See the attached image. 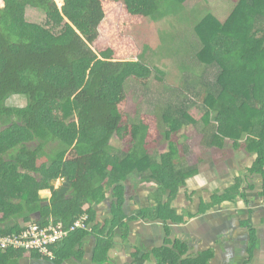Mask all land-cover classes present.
I'll return each instance as SVG.
<instances>
[{
    "label": "trees",
    "instance_id": "1",
    "mask_svg": "<svg viewBox=\"0 0 264 264\" xmlns=\"http://www.w3.org/2000/svg\"><path fill=\"white\" fill-rule=\"evenodd\" d=\"M3 1L0 236L11 237L30 224L69 227L82 216L88 221L86 230L51 248L53 259L11 250L0 252V264H21L27 255L53 264L68 259L70 245L90 234L92 207L106 201L107 193L117 199L116 221L126 219L119 184L128 178L157 183L162 194L176 191L194 173L183 167L184 149L178 136L183 128L192 126L201 133L200 144L216 148V157L224 155L220 149L225 140L258 152L255 168L262 169L264 0H235L224 23L210 12L195 14L197 44L187 43L182 51L192 62L197 57L213 73L211 80L203 82V90L195 93L204 108L187 104L189 99L184 97L188 95L182 89L175 94L169 88L162 113L163 104L157 105L154 113L140 115L137 122L128 114L126 85L136 81L147 87L151 70L163 76L146 59L157 43L155 28L183 14L185 0H64L62 8L55 0ZM28 8L44 12L49 26L27 22ZM177 34L162 36L176 41ZM191 48L196 49L194 53ZM187 68L195 70L187 73ZM200 68L197 62L183 67L182 81L196 82L193 77L199 76ZM12 97L26 98V106L9 107ZM162 136L169 142V151L157 156L154 151ZM61 178L70 181L68 193L53 192L50 202L42 200L40 192L51 190V181ZM168 205L159 203L155 209L162 221L174 218ZM144 215L151 216L141 212L131 220ZM121 227L127 231V224ZM156 255L158 264H178L167 249ZM144 262L136 259L135 264Z\"/></svg>",
    "mask_w": 264,
    "mask_h": 264
},
{
    "label": "crops",
    "instance_id": "2",
    "mask_svg": "<svg viewBox=\"0 0 264 264\" xmlns=\"http://www.w3.org/2000/svg\"><path fill=\"white\" fill-rule=\"evenodd\" d=\"M232 148L222 156L212 154L215 165L208 171L185 160L183 167L194 173L174 192L162 194L161 185L140 181L133 195L122 194L123 221L113 215L117 199L107 197L92 207L90 234L71 244L72 255L58 264H135L136 259L158 264L156 254L162 249L175 255L178 264H264V164L255 168L258 152ZM167 152L154 151L157 156ZM54 187L40 192V198L50 202ZM159 203H169L173 220L157 218ZM141 212L151 216L131 220ZM24 260L53 264L28 255Z\"/></svg>",
    "mask_w": 264,
    "mask_h": 264
},
{
    "label": "rangeland",
    "instance_id": "3",
    "mask_svg": "<svg viewBox=\"0 0 264 264\" xmlns=\"http://www.w3.org/2000/svg\"><path fill=\"white\" fill-rule=\"evenodd\" d=\"M55 2L58 4L59 8L64 6V0H55ZM235 6V0H185L183 2V14L179 13L177 18L171 17L170 21L167 23H163L161 21L157 25V28H155L156 36H158L157 43H154L155 49H152L153 53H150V55L148 53L146 62L149 67H154V69L160 70L163 73V76L158 75L156 70H151L152 73L148 76L149 83L147 87L136 81L128 82L126 85L129 97L127 110L129 117L132 120L137 122L140 119V115L142 116L146 113H154V110L156 111L155 108L160 104L163 105L161 106L160 111L158 108L157 110L162 113V110L165 107L166 101L168 99L167 96L170 92L169 88L174 90L175 94L176 91L182 89L183 93L188 95L186 97L183 96L184 98L189 99L187 104L193 106H202L204 108L203 103L201 102V97L195 95V93L198 94V92L203 90V82L211 80L213 78V73L207 65L200 63L201 61L195 57L194 60L197 62V65H201V68L199 69V76L193 77L196 82L190 81L188 83L186 80L182 81V79L185 77H183L184 75L181 74H184L185 72L192 73L191 71L195 70L193 68H187L185 71L183 67H186V65H196V62H192V60L189 59L191 57L190 55L186 57V53H184L182 49L185 48L184 46L187 45V43L197 44V39L193 34L194 21L196 19L195 14L197 15L199 13L204 15L206 12H210L219 21L224 23L231 15ZM0 8H4L3 0H0ZM179 18L184 22V24H182L183 22L178 23ZM26 20L29 23L41 25L43 27L49 26L46 14L34 8L27 9ZM174 31L178 32L176 41L175 38L169 39L166 37L167 39H163L162 34L164 32L172 34ZM184 42H186V44H183ZM166 46L169 48L165 49ZM195 47L198 48V46ZM93 50L95 51L94 48ZM194 50L191 48V53ZM156 75L161 78V81H159L158 77L156 78ZM162 79H164L163 82ZM171 82L173 83L172 85L170 84ZM186 85L194 86L188 88ZM163 93L167 94L164 96ZM162 95L164 99L160 102ZM201 95H203V93ZM190 100L193 103H191ZM26 104L27 99L24 97H12L7 101V105L9 107H24ZM3 128L4 126L0 123V130ZM193 128L194 127L192 126L188 127L187 130L183 128L181 132L178 133L181 149L182 146L184 149L183 157L187 161V165L198 166L199 170L205 169L208 171L211 168L214 169L212 154L217 151L216 148L207 149L203 144H200L203 136L201 133H195ZM168 143L169 142L166 137L162 136L159 139L158 150L161 149V151H169ZM232 149V140H225L220 151L225 153L228 152V150L233 151ZM140 184L142 183H140L138 178H128L119 185L122 187L123 195L127 198L138 190L137 187H140ZM135 186L137 187L135 188ZM111 196V192L107 193L106 199L107 197L110 198ZM42 197H45V194H43ZM87 208L88 206L86 205L83 210ZM88 229L90 230V227ZM27 262L28 261L23 260L21 264H27Z\"/></svg>",
    "mask_w": 264,
    "mask_h": 264
},
{
    "label": "built area",
    "instance_id": "4",
    "mask_svg": "<svg viewBox=\"0 0 264 264\" xmlns=\"http://www.w3.org/2000/svg\"><path fill=\"white\" fill-rule=\"evenodd\" d=\"M88 218L82 216L66 227L61 223H51L46 227L30 224L21 233L11 237L0 236V252L24 250L26 252H37L42 257L54 258L51 248L61 245L72 233L86 230Z\"/></svg>",
    "mask_w": 264,
    "mask_h": 264
},
{
    "label": "water",
    "instance_id": "5",
    "mask_svg": "<svg viewBox=\"0 0 264 264\" xmlns=\"http://www.w3.org/2000/svg\"><path fill=\"white\" fill-rule=\"evenodd\" d=\"M59 183L60 184V187L55 189V185L54 183ZM54 187L55 189V192L57 195H63L65 194L66 192H68L69 188H70V181L68 178H62L58 181H51V188Z\"/></svg>",
    "mask_w": 264,
    "mask_h": 264
}]
</instances>
